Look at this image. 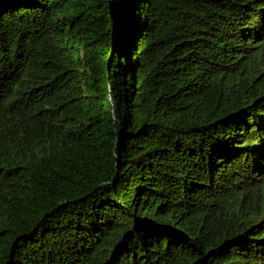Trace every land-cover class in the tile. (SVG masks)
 Instances as JSON below:
<instances>
[{"label":"trees","instance_id":"16d2710c","mask_svg":"<svg viewBox=\"0 0 264 264\" xmlns=\"http://www.w3.org/2000/svg\"><path fill=\"white\" fill-rule=\"evenodd\" d=\"M0 264H264V0H0Z\"/></svg>","mask_w":264,"mask_h":264}]
</instances>
